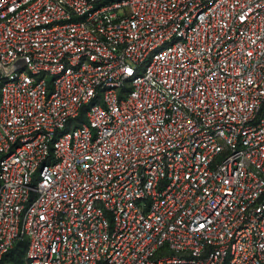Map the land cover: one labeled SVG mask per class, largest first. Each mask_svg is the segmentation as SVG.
<instances>
[{
  "label": "built area",
  "instance_id": "1",
  "mask_svg": "<svg viewBox=\"0 0 264 264\" xmlns=\"http://www.w3.org/2000/svg\"><path fill=\"white\" fill-rule=\"evenodd\" d=\"M264 264V0H0V260Z\"/></svg>",
  "mask_w": 264,
  "mask_h": 264
},
{
  "label": "trees",
  "instance_id": "2",
  "mask_svg": "<svg viewBox=\"0 0 264 264\" xmlns=\"http://www.w3.org/2000/svg\"><path fill=\"white\" fill-rule=\"evenodd\" d=\"M25 249V242L18 243L0 260V264H24L23 256Z\"/></svg>",
  "mask_w": 264,
  "mask_h": 264
},
{
  "label": "rangeland",
  "instance_id": "3",
  "mask_svg": "<svg viewBox=\"0 0 264 264\" xmlns=\"http://www.w3.org/2000/svg\"><path fill=\"white\" fill-rule=\"evenodd\" d=\"M17 264V263H16Z\"/></svg>",
  "mask_w": 264,
  "mask_h": 264
}]
</instances>
